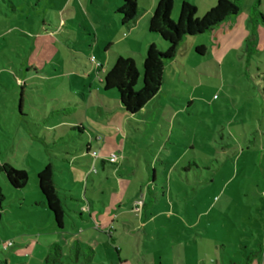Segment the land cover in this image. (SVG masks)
I'll return each mask as SVG.
<instances>
[{"label": "rangeland", "instance_id": "1", "mask_svg": "<svg viewBox=\"0 0 264 264\" xmlns=\"http://www.w3.org/2000/svg\"><path fill=\"white\" fill-rule=\"evenodd\" d=\"M148 2L137 0L138 8ZM201 2L196 0L195 19H201L205 9H210ZM121 5L122 0H0V165L10 162L17 169L23 168L21 164L29 165V178L22 190H14L0 173L4 197L0 262L8 258L10 264H46L40 246L32 257L16 254L24 242L21 236L33 234L37 227L49 233L53 224V216L44 208L28 206L39 199L33 174L47 164L63 166L68 148L72 151L83 145L79 126L113 133L111 137L118 144L119 149L111 151L117 159L111 162L114 166L107 167L110 171L92 173L95 180L102 177L103 188H119L118 180H125L110 208L116 218L115 241L110 242L114 246L105 247L112 251L109 259L115 262L120 243L124 247L121 256L133 264L138 257H155L151 240L144 237L149 245L144 248L131 232L132 224L140 227L143 223L134 208L170 209L173 216L180 212L194 214L208 207L239 209V202L254 203L258 192H264V162L259 166L254 158L264 143V0H240L236 16L212 31L183 38L175 59L165 64L160 91L132 118L117 109L111 93L114 91L105 92L108 98H102L98 83L99 74L109 70L118 55L136 64L140 73L136 89L142 82L139 63L145 52L139 56V43L131 50L136 54L125 52L130 39L122 31H128L119 27L115 14V8ZM174 13L172 8L170 18L175 22ZM134 36L141 41L155 36L157 47L162 44L159 49H166L156 34L144 30ZM189 43L195 48L203 46V53L197 54L194 48L188 53ZM239 143L243 147L251 143L258 149L252 147L249 156L250 152L243 153L250 160L235 172ZM189 163L194 166H187ZM85 192L93 198L97 213L104 210L99 202H110L107 191L105 196L95 194L90 191V183L76 185L73 191L81 196ZM214 195L220 199L211 204ZM231 200L234 204L229 205ZM95 216L97 222L91 224L89 235L94 233L100 241L109 242L105 227L95 226L100 224L98 214ZM221 218L225 220V216ZM160 222L168 224L166 220ZM72 225L67 218L64 234H73ZM238 235L246 237L243 231ZM56 238L67 255L65 243ZM79 239L84 240L81 264H87L91 261L87 237ZM235 239L231 242L237 243L239 238ZM4 242L14 244L3 251ZM89 244L95 250L94 263L101 262L102 256L104 261L105 248L91 240ZM176 249L161 247L168 259ZM230 249L238 252L239 260H245L239 255L243 248L238 245L216 248L215 259L220 262ZM64 256L63 264H75V255H69L72 260ZM213 261L206 257L204 262Z\"/></svg>", "mask_w": 264, "mask_h": 264}, {"label": "crops", "instance_id": "2", "mask_svg": "<svg viewBox=\"0 0 264 264\" xmlns=\"http://www.w3.org/2000/svg\"><path fill=\"white\" fill-rule=\"evenodd\" d=\"M148 4L142 9L138 8V4L136 3L137 8V18L136 20L127 25L122 26L120 25L119 20L117 19L118 25L120 28H127L126 31H122L124 36L128 39H130V42H126L127 49L125 52L132 53L131 50L133 49V44L139 43V56L141 57V54L146 51L149 44H158L157 38L155 36L152 37L151 40H146V38L141 41L138 40V37H135L134 34L142 33L144 30L147 31V25L148 21L152 15V12L155 7V0L154 2H151V0H148ZM153 1V0H152ZM159 0H157L158 2ZM173 1V8H174V15H177V12L179 10V5L182 2H187L191 5H193L195 8L196 6V0L192 3L186 1V0H172ZM203 4L206 6V8H211L214 6L216 2L214 0H201ZM201 2V3H202ZM199 5H202V4ZM179 4V5H178ZM203 5V6H204ZM178 6V7H177ZM204 6V7H205ZM178 8V9H177ZM197 10V8H196ZM207 12L208 10L205 9ZM150 34V33H149ZM150 39V38H149ZM142 45V46H141ZM188 45L189 51L194 48L195 44H186ZM111 46V45H110ZM203 47V46H198ZM121 55H118L119 57ZM122 57V56H121ZM143 57H141L142 62ZM139 63V64H140ZM101 68H104L101 66ZM103 73L108 71L106 69L102 70ZM100 73L98 76V83L100 82ZM102 88V85H101ZM103 94L101 95L102 98H108V96L104 95L106 91L102 90ZM107 93V92H106ZM112 93V92H111ZM114 101L116 102L117 109L121 110L122 113L127 118H132L130 116H127L121 107L119 106L116 96L113 94ZM22 101H20V105L18 107L19 113L21 114L22 110ZM115 105V103H114ZM146 107V106H145ZM144 107V108H145ZM139 114V113H138ZM108 121H106L107 123ZM80 131L81 138L84 136L82 143L84 147L88 148L89 153L80 148H76L77 150L73 153H67L65 158H63V166L62 167H54L55 168V180L57 184H59L61 187L70 189V193L74 195L75 197L79 198V204L75 205V209H78L79 214L73 213L71 210H69V219L72 222L71 228L73 229V234H64V230L66 227V219L65 223L62 229H58L53 221L52 218V226L51 231L49 233L43 232L44 230L37 227V231L32 233H28L25 236H21L23 238V245L20 244L21 249L16 251V254L18 255H26L28 254L29 257L34 256L36 249L40 246L42 249V254L40 255L42 257V261L46 264H52L46 262V255L50 248L53 245H59V242L57 241L58 237L59 239L65 243V246L68 249V254L65 255L68 260H72V258L69 257V255L73 254H79L78 257L75 255V259H73L72 262L75 264H81L82 261L80 260L81 256V245L84 243L83 239H79L87 237L85 244L87 245V249L90 251V259L89 263L87 264H95L94 263V253L95 250H93L91 245L89 244L90 240L95 242L97 246L100 247H108L110 248L113 243L110 244V242L115 241V230H114V222H116V218L113 217V215L110 212V208L115 204L114 199L117 198V196H120V192L123 190V186L125 183V180L119 179L118 182L120 184L119 188H103L102 186V177H99L97 180L94 179L92 176L93 171H91V168H94L96 170L95 174L99 175V172H104L105 170L110 171V166H114L115 164H112L107 160L111 151L113 149L118 150V144L116 140L111 137L113 133H105L101 129L100 131H87L82 126L77 127ZM86 132V134H84ZM106 132H109L107 130ZM117 133V132H116ZM261 135L264 136V133L261 132ZM97 137H101V139H97ZM249 142V141H248ZM251 142V141H250ZM80 145V146H83ZM69 147V146H66ZM240 152L239 154H236L234 156V167L235 172L238 171L239 165L241 168H243V164H247L249 162V158H247L245 153L246 151L250 152L247 153L252 154V147L255 149H258L256 146H252L251 143H245V147H243V144L239 143ZM260 153L254 157L257 160H259L258 164L261 166L264 162V143L260 145ZM92 152H97L98 157L94 159L92 157ZM256 161V160H255ZM12 165L10 162H5ZM4 164V163H3ZM23 168L26 171V168H29V165L21 164ZM48 165V164H47ZM13 166V165H12ZM46 165H44L45 167ZM189 166V165H187ZM14 167V166H13ZM109 167V168H107ZM16 168V167H15ZM43 169V168H42ZM87 170V171H86ZM58 171V173H57ZM40 172V171H39ZM38 172L34 173V182L37 190V195L39 196V199H36L32 201L31 203H28V206H41L44 208L47 212H49L51 215L52 213L44 206L43 204V198L38 190V186L36 183V174ZM29 178V177H28ZM155 180V179H154ZM153 180V181H154ZM90 183V191L93 193H99L100 195L105 196L104 194L107 193V198L110 199V202L108 204H105L103 201L99 202L101 203V206H103L104 210H100L101 212L97 213V211H94V201L93 198H90L89 195L86 194V192L81 196L80 193H76V195L73 193L76 185L80 186H88ZM27 185V184H26ZM25 188V187H24ZM23 188V189H24ZM22 190V189H21ZM86 191V189H85ZM256 201L254 203H246L245 205H242L240 202L238 203L241 205L239 209L236 207L231 208L228 207L226 210L217 209L208 207L207 209H202L199 212L196 213H189V212H180L176 213L175 216H173L174 210L170 209H164V210H153V209H145V208H134L133 210L136 212V214L139 215L138 220H143V223H141L140 227H135L132 224V231L135 232V236L138 241H140V246L146 248L149 245L144 241V237H147L151 240L150 246H153L156 248L155 250V257H151L150 259H147L143 256L141 259L138 257V261L136 264H205L206 257L210 258V260H214V264H264V192H258ZM102 196V197H103ZM214 201H212L211 204H216L217 201L220 199H217V195H214ZM238 198V197H236ZM217 201L215 202V200ZM233 200V199H232ZM231 200L230 204H234ZM236 202V201H235ZM215 212H214V210ZM172 211V212H171ZM218 211V212H217ZM221 212V213H220ZM220 213V214H219ZM95 214H98L99 222L95 223V226L97 228H100V226L105 227V233L107 234L109 238V242H102L100 241V237L96 236L94 233H91L89 235L90 227L92 226L93 222L96 221ZM221 216H225L224 218H221ZM167 221L168 224L165 225L164 223L160 222L157 223V221ZM68 221V220H67ZM110 231V232H108ZM238 231L245 232V236L238 235ZM75 232V233H74ZM239 236V237H238ZM119 235H117L116 239L118 240ZM219 237H222L223 239H218ZM235 238H239L237 243H232L231 240H236ZM242 238L244 240L242 241ZM28 241V244L25 243V241ZM73 240L74 242L71 244L70 241ZM119 242V241H118ZM14 244V243H13ZM42 244V245H41ZM139 244V243H138ZM163 244V245H161ZM238 245L239 247L243 248L241 253L239 255L246 257L244 259L238 258V252L233 249H230L228 251V254L223 251L227 257L222 259L220 262L216 260V255L214 250L216 248H233ZM13 246V245H12ZM114 246V245H112ZM167 246L169 248L176 247L177 249L174 250L176 254L173 252V256L168 259V255H163L161 247ZM61 248V256L59 257L58 261H56L53 264H63L64 256L63 254V248ZM113 248V247H112ZM123 244L120 243L117 247V262L113 261L112 259H109L112 256V251H109L105 248V258L104 261L103 256L101 257V262H97L96 264H106V260H109L111 264H133L130 262V259L126 258L125 256H121V250H122ZM8 250V248H7ZM6 250V251H7ZM210 250V251H208ZM140 252V250H139ZM167 253V252H166ZM234 256H232V254ZM211 255V256H210ZM64 256V257H65ZM84 256V255H83ZM87 257V256H86ZM241 258V257H240ZM5 264H10L8 258L3 260ZM69 264V263H67Z\"/></svg>", "mask_w": 264, "mask_h": 264}, {"label": "trees", "instance_id": "3", "mask_svg": "<svg viewBox=\"0 0 264 264\" xmlns=\"http://www.w3.org/2000/svg\"><path fill=\"white\" fill-rule=\"evenodd\" d=\"M136 3L137 0H122V5L115 8L120 25L127 26L136 20L138 14ZM239 4L240 0H217L201 19H195L196 8L187 2H182L174 22L170 18L173 1L159 0L148 21L147 31L156 34L160 41L166 44V49H159L163 48L162 44H159V48L153 43L148 45L140 63L142 82L138 89L136 86L140 73L136 64L130 58L117 57L109 70L100 76L102 89L106 92L114 91L112 93L127 116L132 117L140 113L160 91L165 64L175 59L183 38L212 31L225 20L236 16L239 12ZM195 52L202 54L203 47H196ZM81 147L87 154L89 153L87 147ZM76 150L75 148L69 151L68 148L66 153H73ZM188 165L194 166V163ZM0 173L14 190H21L27 184L28 173L24 169H17L9 163H4L0 165ZM36 183L43 198L42 202L52 213L54 224L58 229L63 228L65 219L70 216L69 210L79 214L80 211L74 206L79 204L80 199L72 195L70 189L57 184L55 168L52 165H46L36 174ZM3 200L0 191V210ZM61 254V248L53 245L46 255V262L55 263ZM75 255L79 256V254ZM0 263L5 264L2 261Z\"/></svg>", "mask_w": 264, "mask_h": 264}, {"label": "built area", "instance_id": "4", "mask_svg": "<svg viewBox=\"0 0 264 264\" xmlns=\"http://www.w3.org/2000/svg\"><path fill=\"white\" fill-rule=\"evenodd\" d=\"M97 139L99 140V139H101V137H97ZM92 157L94 159H96L98 157L97 152H92ZM116 159H117V156L115 154H110L109 157H108V161L109 162H115ZM91 171L96 172V170L94 168H91ZM139 204L141 205L142 203L139 202ZM136 209H139V208H136ZM12 245H13V242H4L3 245H2V249L6 250L7 248H9Z\"/></svg>", "mask_w": 264, "mask_h": 264}]
</instances>
